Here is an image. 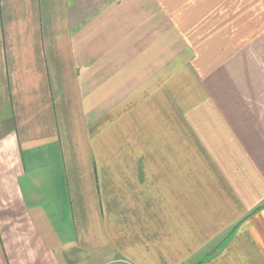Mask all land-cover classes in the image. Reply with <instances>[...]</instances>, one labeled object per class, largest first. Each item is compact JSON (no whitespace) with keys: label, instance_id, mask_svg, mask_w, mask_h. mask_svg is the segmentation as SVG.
Returning a JSON list of instances; mask_svg holds the SVG:
<instances>
[{"label":"crops","instance_id":"0c3cea01","mask_svg":"<svg viewBox=\"0 0 264 264\" xmlns=\"http://www.w3.org/2000/svg\"><path fill=\"white\" fill-rule=\"evenodd\" d=\"M0 264H264V0H0Z\"/></svg>","mask_w":264,"mask_h":264}]
</instances>
